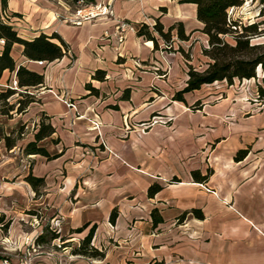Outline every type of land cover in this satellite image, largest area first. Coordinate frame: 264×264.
<instances>
[{
  "label": "crops",
  "instance_id": "0c3cea01",
  "mask_svg": "<svg viewBox=\"0 0 264 264\" xmlns=\"http://www.w3.org/2000/svg\"><path fill=\"white\" fill-rule=\"evenodd\" d=\"M111 1L113 17L73 25L65 18L76 2L7 0V21L21 38L56 32L69 51L46 62L26 58L23 45L12 44L15 68L2 70L0 90L16 77L19 65L41 73L43 83L21 90L34 99L24 110L0 113V181L10 180L0 182V187L12 199L20 188L27 207L58 216L66 243L81 240L94 225L91 244L104 252L102 258L68 259L63 247L24 262L264 264V102L248 98L245 89L256 88L262 68H257L256 78H235L229 87L219 84L224 81L202 84L184 92V101L173 99L186 85L187 64L203 70L208 61L201 53L207 37L196 18V5L179 0ZM156 18L164 30L182 24L189 39L172 44L185 51L190 47L191 60L163 49L157 36L155 49L136 31H128L121 43L112 34L118 19L137 30L141 23L151 29ZM195 33L199 41H190ZM172 34L174 39L175 29ZM2 46L0 42V51ZM196 54L201 59L195 66ZM15 90L8 101L16 107L20 89ZM196 100L200 107L190 108ZM42 115L53 132L38 145L50 158L23 153ZM153 116L167 122L145 127L142 123ZM6 135L15 137L12 148L5 146ZM244 148L246 154L234 159ZM208 169L204 182L192 178V170L205 174ZM29 173L43 179L37 195L24 179ZM173 177L178 180L170 182ZM153 183L160 188L150 196L147 189ZM192 209H199L203 217H196ZM25 220L31 224L25 227L34 229L31 235L41 230L28 218H17L7 237L13 238V225ZM3 259L16 262L0 256V263Z\"/></svg>",
  "mask_w": 264,
  "mask_h": 264
},
{
  "label": "trees",
  "instance_id": "16d2710c",
  "mask_svg": "<svg viewBox=\"0 0 264 264\" xmlns=\"http://www.w3.org/2000/svg\"><path fill=\"white\" fill-rule=\"evenodd\" d=\"M75 3L77 0H69ZM89 1V0H85ZM180 2L194 3L196 5V18L202 23L201 32L207 37V45L201 48V53L208 58L206 66L203 70H197L189 63L187 64V80L186 85L172 96L173 99L183 100V93L199 88L202 84L212 83L214 81H225L228 84L233 83L236 78L238 80L256 78L257 68H262L260 82L256 83V96L252 99L257 102H264V40L259 38L264 36V20H247L234 12V9L241 6L244 0H179ZM264 1V0H261ZM7 7V0H0V39L3 40L2 50L0 51V73L4 69L13 70L15 63L10 56V48L13 43L23 45V54L31 60L50 62L61 58L69 51V45L56 32L47 35L39 33L31 39L21 38L13 26L4 17V10ZM264 11H260L259 15H263ZM175 29V38L177 40H188L189 35L185 34L181 23L169 26L166 30L159 19H155L154 23L149 26L141 23L136 30L138 36L151 40L153 47L158 48L157 38L153 33H156L165 44L166 50H176L181 53L186 61L191 60L188 51H185L180 45L176 49L172 47L173 34ZM57 40V42L53 41ZM15 76L20 92L17 105L9 103L8 98L13 95L16 90L6 88L0 90V113L9 115V112L15 108V111L20 112L32 102L33 95L22 92L30 86H37L43 83V75L32 71L23 65H19L15 69ZM90 92L94 90L89 84H86ZM201 105L200 100H196L190 105V108L197 109ZM53 127L48 121V117L42 115L38 128L34 133V140L29 141L23 148L24 154H41L46 158L51 155L47 150L38 145V141L46 136L51 135ZM4 143L7 149L12 148L15 144V137L11 135L4 136ZM247 152V148L239 149L234 159H241ZM210 173V169L205 174H200L198 170H192V178L199 182H204ZM24 179L30 184L35 192H39V187L43 184V179L35 177L30 173ZM178 179L175 177L170 179V182H175ZM160 188L159 184L153 183L147 189L148 195H153ZM192 213L202 218L203 214L199 209H192ZM156 211H152L153 222L158 221ZM184 213L181 215L183 216ZM113 217V212L110 214V219ZM46 230V232H44ZM80 228L72 231H79ZM39 233L35 241L42 244L54 238L60 237L56 229H44ZM94 231L92 225L88 233L80 240V242L71 248L72 254H79L92 258H102L104 252L97 249L91 244V238ZM61 238V237H60Z\"/></svg>",
  "mask_w": 264,
  "mask_h": 264
},
{
  "label": "rangeland",
  "instance_id": "374dc122",
  "mask_svg": "<svg viewBox=\"0 0 264 264\" xmlns=\"http://www.w3.org/2000/svg\"><path fill=\"white\" fill-rule=\"evenodd\" d=\"M96 1L97 0L87 1V2L94 3ZM77 6L78 5L76 3L71 4L70 9L74 10ZM262 10L264 11V3L261 0H244L241 6L234 9V12H238L247 17H250V20H251V19H254L252 17L259 15L260 11ZM248 19L249 18H247L245 21H247ZM259 19L264 20V14ZM263 26H264V23H263ZM154 34L155 36L158 37L156 33ZM198 36H200L199 33H195L190 41L192 40L199 41ZM158 39L161 43L162 48L165 49L164 42H162V40H160L159 37ZM259 39L264 40V36L260 37ZM173 42H177V39L174 38ZM172 47H173V44H172ZM185 49H187L186 51L189 52L190 57H191L192 51L190 50V47L189 48L185 47ZM196 57L198 59L196 60L195 58V63H194L195 66L200 65L198 60L201 59V57H198L197 54H196ZM220 83H222L224 87H229L230 85H232V83L228 84L225 81L219 82V84ZM4 181L10 182V180H7V179H3L0 182H2L3 184ZM18 185L20 186L19 182H18ZM3 189L0 187V256L13 258V260L16 261L13 264H20V263H24V261L26 260L29 261L30 258L36 256L37 254H40L42 252L45 253V250H47L46 252H51L52 250L56 251L58 249H62L63 247H66V249L68 250L70 254V255H67L66 258L70 259L72 255H79V254H72L71 248L77 245L80 242V240H76L75 242L66 243V241H64L66 236L64 235H61L60 236L61 238L57 237L47 242H44L42 244H38L35 241V238L39 233H42L44 229L46 228L56 229L59 232V227L61 223L60 218L56 216L55 214L43 215L41 210L27 207L25 202H23L22 200V194H21L20 188L19 190H15V192H13V195H14L13 199L11 198L12 196H10L11 194H7L8 192L5 193V190ZM17 218H24V219L28 218L29 220L32 221V225L35 228H37L38 226H41V230L35 231V233L31 235L30 231L34 229L33 228L28 229L25 227V225H29L31 227V224H28V221L26 220L20 221L21 223L19 224L16 223L15 225H13V228H14L13 238L7 237L9 236L12 230L11 222ZM21 231L23 232L22 235H20ZM44 232H46V230ZM5 249L13 250V252H9V253H13L14 256L7 253L6 252L7 250ZM80 256L86 257L89 259H95L92 257L83 256V255H80Z\"/></svg>",
  "mask_w": 264,
  "mask_h": 264
},
{
  "label": "built area",
  "instance_id": "2783aa9c",
  "mask_svg": "<svg viewBox=\"0 0 264 264\" xmlns=\"http://www.w3.org/2000/svg\"><path fill=\"white\" fill-rule=\"evenodd\" d=\"M76 4L78 5L71 13H69L65 20L68 23H71L73 25H80L84 21H94L99 18H104V17H113L114 11L112 8V1L111 0H97L94 3H88L85 0H77ZM5 12H4V17H5ZM128 31H136V28L134 24L123 20V19H118L113 31V36L117 39L119 43H121L125 35ZM105 35H108L105 33ZM0 42L2 43L3 40L0 39ZM5 88H12V89H18L16 77H14L11 81L10 84L5 85ZM245 89L248 93V98H254L256 96V88L255 89H248L247 86H245ZM64 103L67 106L73 107L74 104L70 103L67 100H64ZM155 122H162L166 123L167 119H164L160 116H153L147 123H142L145 125V127L155 123ZM0 264H13L7 259H3ZM20 264H26L20 263Z\"/></svg>",
  "mask_w": 264,
  "mask_h": 264
}]
</instances>
